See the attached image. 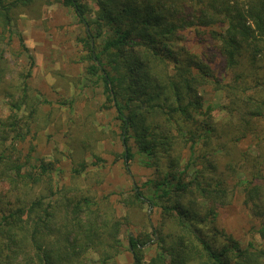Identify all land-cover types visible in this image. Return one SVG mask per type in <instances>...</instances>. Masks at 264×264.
I'll use <instances>...</instances> for the list:
<instances>
[{"label": "trees", "instance_id": "16d2710c", "mask_svg": "<svg viewBox=\"0 0 264 264\" xmlns=\"http://www.w3.org/2000/svg\"><path fill=\"white\" fill-rule=\"evenodd\" d=\"M35 1L0 0V94L9 100L0 117V264H114L128 217L117 221L90 193L54 186L52 164L19 157L35 113L18 114L33 58L19 85L5 87L6 48L16 37L27 52L11 24ZM93 1L95 11L81 0H54L84 28L86 71L102 83L104 108L121 124L126 173L136 155L155 173L141 186L133 182L122 200L124 208L147 205L161 216L152 227L158 251L148 261L144 248L153 239L128 236L133 264H264V249L215 226L217 210L238 193L264 239V0ZM187 34L200 54L186 46ZM209 91L223 93L227 121L214 120L217 108L203 96ZM89 251L96 263L85 259Z\"/></svg>", "mask_w": 264, "mask_h": 264}, {"label": "rangeland", "instance_id": "374dc122", "mask_svg": "<svg viewBox=\"0 0 264 264\" xmlns=\"http://www.w3.org/2000/svg\"><path fill=\"white\" fill-rule=\"evenodd\" d=\"M81 2L91 11L96 10L93 0ZM11 26L15 35L22 36L28 50L23 52L20 49L16 37L6 48L9 75L5 87L19 85L21 75L26 74L30 67L28 57L33 58V67L26 79L27 98L18 114L27 118L32 111L35 113L33 121L29 120L28 127L24 129L25 141L19 146L20 159L31 157L33 166L39 162L52 164L54 171L50 181L54 186L62 191L75 189L78 193H90L103 212L117 221L122 222L125 215L128 217L129 226L122 224L117 236L120 253L114 264H133V256L128 251V236L142 233L153 239L144 248L143 254L148 261L158 251L152 227L161 225L159 210L150 209L147 205L124 208L122 200L131 194L133 182L141 186L154 178L155 173L146 169L143 159L137 155L130 167L131 174L125 171L121 124L114 109L104 108L106 99L102 83L86 71L84 28L77 24L72 10L54 0H36L28 8L19 10ZM104 37L96 43L101 45ZM185 44L200 54L201 47L196 37L187 34ZM211 66L218 73L214 60ZM11 93L16 92L12 89ZM203 96L206 104L217 108L213 112L214 120L227 121L228 116L221 108L227 103L223 93L209 91ZM8 101L0 94V117L9 114ZM10 139L5 142L6 147ZM241 147L256 153L249 143ZM133 151L136 153L135 149ZM187 156L186 152L185 160ZM83 164L87 168L81 175H76L74 170ZM0 190L4 191L1 185ZM204 203L203 199L198 200V205ZM217 212L215 226L218 229L232 234L244 245L251 242L264 249V239L258 234L262 223L245 208L241 194H235L230 204ZM210 231L205 233L210 235ZM84 257L90 263L98 260L92 251Z\"/></svg>", "mask_w": 264, "mask_h": 264}]
</instances>
